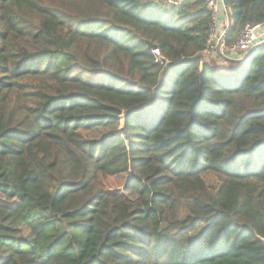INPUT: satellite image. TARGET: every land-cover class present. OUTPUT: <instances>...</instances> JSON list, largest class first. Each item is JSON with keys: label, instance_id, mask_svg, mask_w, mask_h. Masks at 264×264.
I'll return each mask as SVG.
<instances>
[{"label": "trees", "instance_id": "1", "mask_svg": "<svg viewBox=\"0 0 264 264\" xmlns=\"http://www.w3.org/2000/svg\"><path fill=\"white\" fill-rule=\"evenodd\" d=\"M226 3L227 45L264 23ZM210 24L200 0H0V264H264V44L207 59Z\"/></svg>", "mask_w": 264, "mask_h": 264}, {"label": "built area", "instance_id": "2", "mask_svg": "<svg viewBox=\"0 0 264 264\" xmlns=\"http://www.w3.org/2000/svg\"><path fill=\"white\" fill-rule=\"evenodd\" d=\"M182 1V0H178ZM210 12L211 24L207 41L208 52L219 60L230 59L244 62L250 51L264 44V23L245 24L231 45L226 44V33L230 27L229 10L222 0H200ZM160 57L158 50L152 51Z\"/></svg>", "mask_w": 264, "mask_h": 264}, {"label": "water", "instance_id": "3", "mask_svg": "<svg viewBox=\"0 0 264 264\" xmlns=\"http://www.w3.org/2000/svg\"><path fill=\"white\" fill-rule=\"evenodd\" d=\"M222 3H223V5H224L225 7H227L226 0H222ZM148 47H149L152 51H156V50H157V47H156V46L151 45V44H149V43H148ZM252 52H253V51H250V52H249V55H250Z\"/></svg>", "mask_w": 264, "mask_h": 264}, {"label": "rangeland", "instance_id": "4", "mask_svg": "<svg viewBox=\"0 0 264 264\" xmlns=\"http://www.w3.org/2000/svg\"><path fill=\"white\" fill-rule=\"evenodd\" d=\"M205 56H206V58L207 59H209V58H211V54H210V52H208V53H205ZM219 64L221 63L220 61H217Z\"/></svg>", "mask_w": 264, "mask_h": 264}]
</instances>
